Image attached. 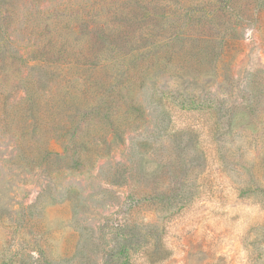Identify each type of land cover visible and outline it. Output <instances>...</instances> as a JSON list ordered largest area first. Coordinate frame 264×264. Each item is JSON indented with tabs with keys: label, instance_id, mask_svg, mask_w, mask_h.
<instances>
[{
	"label": "rangeland",
	"instance_id": "obj_1",
	"mask_svg": "<svg viewBox=\"0 0 264 264\" xmlns=\"http://www.w3.org/2000/svg\"><path fill=\"white\" fill-rule=\"evenodd\" d=\"M0 264H264V0H0Z\"/></svg>",
	"mask_w": 264,
	"mask_h": 264
}]
</instances>
